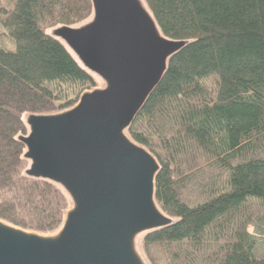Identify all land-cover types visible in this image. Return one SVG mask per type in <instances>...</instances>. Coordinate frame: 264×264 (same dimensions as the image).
Masks as SVG:
<instances>
[{
    "label": "trees",
    "instance_id": "trees-1",
    "mask_svg": "<svg viewBox=\"0 0 264 264\" xmlns=\"http://www.w3.org/2000/svg\"><path fill=\"white\" fill-rule=\"evenodd\" d=\"M161 34L187 45L125 130L155 158L154 198L174 220L139 237L146 264H264V0H142ZM91 0H0V220L40 235L71 207L58 185L25 174L29 114L73 107L99 78L60 40Z\"/></svg>",
    "mask_w": 264,
    "mask_h": 264
},
{
    "label": "water",
    "instance_id": "water-1",
    "mask_svg": "<svg viewBox=\"0 0 264 264\" xmlns=\"http://www.w3.org/2000/svg\"><path fill=\"white\" fill-rule=\"evenodd\" d=\"M91 2L88 22L51 36L103 86L65 111L27 115L18 136L25 174L60 186L71 207L51 235L0 220V264H146L138 237L174 223L154 198L157 161L125 130L188 42L164 37L142 0Z\"/></svg>",
    "mask_w": 264,
    "mask_h": 264
},
{
    "label": "rangeland",
    "instance_id": "rangeland-1",
    "mask_svg": "<svg viewBox=\"0 0 264 264\" xmlns=\"http://www.w3.org/2000/svg\"><path fill=\"white\" fill-rule=\"evenodd\" d=\"M100 82H101V80H100ZM102 86H103V84L101 82V83H99V85L96 88L102 87ZM260 225H261V221L257 219L255 226L249 227V229H248L249 234L254 236V241H255L254 254L257 257L262 256L264 254V235L261 236L259 234V232L256 231V230H260ZM139 237H138V240H139ZM138 240H137V243H138ZM137 248H138V244H137Z\"/></svg>",
    "mask_w": 264,
    "mask_h": 264
}]
</instances>
